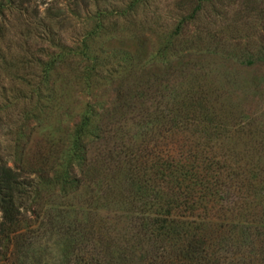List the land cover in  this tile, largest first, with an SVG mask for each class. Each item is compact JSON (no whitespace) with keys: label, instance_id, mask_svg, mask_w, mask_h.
Masks as SVG:
<instances>
[{"label":"trees","instance_id":"1","mask_svg":"<svg viewBox=\"0 0 264 264\" xmlns=\"http://www.w3.org/2000/svg\"><path fill=\"white\" fill-rule=\"evenodd\" d=\"M146 1L134 0L117 16L128 18ZM195 1L197 9L179 22L158 51L145 57L146 43L139 42L133 54L113 48L108 53L110 57H105L99 40L106 32L103 23L106 13H98L93 19L94 27L85 37L78 44L69 45L62 38L70 13L68 7L41 12L32 6V0H0V132L6 130L0 134V264H40L42 254L37 253L38 249L44 246L46 231L53 233L52 230L59 232L58 240L63 245L59 249L60 264H106L104 259L93 255L96 249L92 246L95 248L101 241L76 227V221L68 223L70 213L66 203L46 202L53 196L68 199L86 188L94 192L95 187L99 188L95 193L101 194L102 201L111 200L112 196L121 198L118 205L129 206L128 211L136 214L130 237L140 242L136 247L144 255L134 264H240L237 254L223 259L221 252L225 248H254L257 237H263L264 219L259 221L257 226L261 229L255 230L252 240L247 226L240 228V225H231L234 222L229 218L228 221L219 219L217 214L226 212L234 216L235 212H243L237 208L241 202L237 200L242 199L248 205L251 198L248 196H254L248 194L253 188L250 183L258 172L240 162L232 165L227 156L214 153V144L229 133L228 125L213 105V93L204 85L199 86L198 92L185 90L189 82L186 78L193 75L197 79L203 68L187 60L178 69L172 65L173 57L203 56L211 45L202 46L201 34L180 41L185 25L196 22L204 3L212 0ZM119 32L123 35L122 30ZM31 38H40L48 46L34 51L29 42ZM15 51L19 55H13ZM117 54L125 57L123 67L112 63ZM241 56L245 57L244 52ZM143 59L154 69L166 64L165 71L153 83L150 104L132 105V91L119 88V105L109 113L98 99L100 91L113 88L120 78H123L120 84L125 85L128 80L124 77L133 68L132 64L136 62L138 68ZM62 71L73 74L69 72L67 79ZM72 84L75 92H85L92 98L80 122L66 131L61 130L58 121L55 127L45 126L47 114L53 110L49 106L59 110L64 88L69 85L72 88ZM11 88L17 96L9 95ZM138 96L145 99L148 94ZM17 101L35 105L17 113L27 123L36 116V131L42 135L35 143L34 152L30 147L33 133H28L27 125L4 122L6 118L11 119L4 114L15 113L12 109ZM118 112L128 116L126 125L115 119ZM139 118L137 124L144 131L147 129L146 134H159L158 142L149 141L145 145L149 151L146 160H142L139 150L126 146L123 136L129 132L127 121L133 124ZM109 120L115 121L106 123ZM189 132L202 133L203 140H182L181 134ZM4 138L12 145L6 151L2 148ZM107 142L113 144V149L99 159L96 151ZM123 156L128 160L127 165ZM105 163L107 170L101 178L97 177ZM121 173L126 177L125 193L117 191L115 185ZM218 202H222L220 208ZM61 222L66 225L62 231ZM44 225L46 228L41 230ZM224 230L226 235L231 231L230 236L224 238ZM218 231H221L218 239L221 251L213 243ZM114 248L101 249L100 254L113 252L110 260L115 264H128L129 254L134 257L132 249Z\"/></svg>","mask_w":264,"mask_h":264},{"label":"rangeland","instance_id":"2","mask_svg":"<svg viewBox=\"0 0 264 264\" xmlns=\"http://www.w3.org/2000/svg\"><path fill=\"white\" fill-rule=\"evenodd\" d=\"M133 1L32 0V6L38 7L41 12H45L49 8L64 10L68 7L69 17L65 23L66 26L63 33H61L62 38L69 45L78 44L85 37L87 31L94 27L95 21L93 19H96L98 13H106L103 23L106 27L105 31H109V33L103 32L99 40V44L104 47L105 57H110L108 53L113 48H117L121 52L129 51L133 54L139 42L146 43L145 57H148L151 53L158 51L166 38L172 35L179 22L192 14L198 7V2L195 0H147L145 4H142L137 10L132 12L128 18L120 19L117 16L118 13L126 11ZM89 17H91V20H88ZM184 28L181 32L180 41L191 39L194 35L201 34V39L204 43L202 46L205 47L207 44H211L206 52L204 50L203 56L198 54L196 56L183 57V54H180L172 58L174 61L172 65L178 69L181 63L187 60L193 64L197 63L200 68H203L197 79L193 75L189 79L186 78L189 82L185 90L198 92L200 90L199 86L204 85L209 93H213V105L218 112L222 113V118L225 119L224 122L228 125L229 133L225 134L221 138L222 140L217 142L216 146L214 144V153L227 156L228 163L232 165L240 162L242 165L254 169L256 173L258 172L257 178L250 183L253 188H251V193L248 194H254V196H248L251 197L248 205L246 206V202L242 199L237 200L238 203L241 201L237 208H242L243 212H235L234 216L230 215V213L227 214L225 211V214H217L222 221H228L227 218H229L230 222H234L231 225H240V228L247 226V230L250 231V233L247 231V234L252 240L255 238L253 236H256L254 235L256 234L255 230L259 227L261 229V226H257L260 223L259 221L264 219V0H212L210 3H204L197 21L188 23ZM120 30H122L123 35L120 34ZM135 36H139V38L136 39ZM30 41V46L34 51L48 46L47 42L40 38H31ZM16 51L13 55H19ZM242 52L245 54L244 58L241 56ZM124 59V56L117 54L116 58L112 59V63L117 67H123ZM132 66L133 68L124 77L128 80L125 85L120 84L123 79L120 78L115 82L113 88H104L99 93L100 98L98 99L102 105L109 109V113L114 112L116 106L119 105L117 102L119 99V88H122V91L123 89L132 91V105H149L153 83L156 76L161 75L162 71H165L164 67L166 64L157 66V69H154L143 59L138 68L136 62ZM69 72L62 71V76L65 74L67 79H69ZM65 81L68 82L66 79ZM61 83H63V80ZM66 88L64 89L66 90ZM15 90L11 88L9 95L17 96ZM65 90L63 92L64 100L62 99L63 102L60 103L62 105L61 108L56 110L54 106H49L53 110L50 111V114H47L49 119L45 126L53 125L55 127L58 121V125L62 127L61 130L66 131L80 122L86 104L92 98L86 95L85 92H75L77 90L73 88V84L72 88L69 85L67 90ZM140 94H148V96L145 99H141L138 96ZM18 103L19 101L14 103L16 106L12 109L15 113L3 115L11 118L10 120L8 118L4 119V122L12 125L18 122L19 126L25 123L26 127H28V133H33L30 147H32L34 152L35 143H37L39 138L41 139L42 135L41 133L39 135V130L36 131L38 128V123L34 120L36 116H32L33 118H30L31 121L27 123L25 121L26 118H22L17 113L28 110L30 106L33 108L35 105H31L29 102ZM64 113L66 116L63 115ZM123 114L124 112H118L115 119L126 125L128 116H123ZM114 121L109 120L106 123ZM138 122H140V118L133 121V124L127 121L129 132L123 136L126 146L139 150L142 160H146L149 151H147L145 145L149 141L158 142L159 134H146L147 129L145 131L140 129ZM143 131L145 136L142 135ZM4 133H6V130L0 132L1 135ZM162 135L163 133L160 134L161 138ZM203 137L204 135L198 132L181 134V139L188 142H201ZM3 142H5L2 145L4 151L12 147L8 138H4ZM106 144L105 146L104 144L101 145L99 150L96 151L99 159L105 158L109 154L108 151L113 149L112 143L107 142ZM123 160L124 165H127L125 162L128 160L125 157ZM105 167L106 163L103 168H100L103 170L100 171V176L97 177H102L104 171L107 170L104 169ZM123 171H125V168H123ZM122 173L117 175L115 185H117V191L119 189L122 193H125L127 183L125 174ZM248 177L250 179L251 175H248ZM97 189L99 190L98 187L94 188L95 191ZM95 191L92 192L91 188H86L82 193L73 195L68 199L53 196L48 198L46 202L52 204L65 202L66 209L70 213L68 223L76 221V227L92 235L96 241H101L100 245H94L95 248L92 246L93 249H96L93 255L96 258L98 256L97 259H104L106 264H115V261L110 260L114 256L113 252L109 251L108 253L100 254L101 251L106 248L111 249V247L112 249H115L114 247L123 249L127 247L132 249L134 253V257L129 254L127 263L140 262L144 252H142L141 248L137 249L136 247V244H140V242L138 241L137 243L130 237L132 232L131 223L136 218V214L128 211L129 206L118 205L121 198L112 196L111 200L102 201L100 198L101 194L95 193ZM121 196H125V194L119 197ZM90 197L95 198V200H90ZM104 204L108 206H104ZM217 206L220 208L222 202H218ZM227 206L228 204L226 203L225 207ZM215 213L216 211L213 212L214 215ZM1 221L2 215L0 212ZM223 223L226 224V222ZM64 226L66 225L61 222V231ZM45 228L44 225L41 230ZM52 231L53 233L46 231V236H43L44 246L38 249L37 253L42 254L40 264H60L58 262L60 259L59 249L61 250L63 245L58 240L57 234L59 232ZM261 231L263 237H257L254 248H243L242 250L232 248L226 250L225 248V251L221 252L220 257H223V259L225 256L230 258L232 254H237L240 258V264H264V227ZM230 233L228 234L229 236ZM220 234L221 231H218L213 236L215 237L216 235V240L214 239L213 243L216 245V250L219 251H221L218 242ZM226 234L225 230L222 231L224 238L228 236ZM148 249L150 250L149 247ZM82 252L85 254L86 250ZM133 258L136 259V262Z\"/></svg>","mask_w":264,"mask_h":264}]
</instances>
